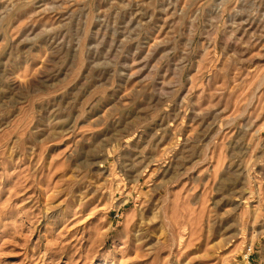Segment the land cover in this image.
Masks as SVG:
<instances>
[{
	"label": "rangeland",
	"instance_id": "1",
	"mask_svg": "<svg viewBox=\"0 0 264 264\" xmlns=\"http://www.w3.org/2000/svg\"><path fill=\"white\" fill-rule=\"evenodd\" d=\"M0 264H264V0H0Z\"/></svg>",
	"mask_w": 264,
	"mask_h": 264
}]
</instances>
